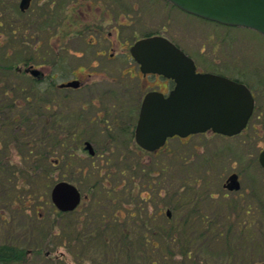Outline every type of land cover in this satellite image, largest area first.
Segmentation results:
<instances>
[{
  "label": "rangeland",
  "instance_id": "374dc122",
  "mask_svg": "<svg viewBox=\"0 0 264 264\" xmlns=\"http://www.w3.org/2000/svg\"><path fill=\"white\" fill-rule=\"evenodd\" d=\"M116 1L123 3L124 0ZM127 2L126 7L120 3L116 4L117 17L114 40L116 52L123 51L124 47L125 51L128 52L129 46L135 39L147 33L160 34L178 43L194 59L199 68H203L204 71H221L234 76L239 71L245 74L250 83L256 80L264 81V36L262 34L249 28L227 27L203 20L183 12L181 9L178 10L165 0H128ZM5 12L6 14L9 13L8 10H5ZM125 13H130V17L124 16ZM32 27L31 31L34 37L42 34L37 28L43 26L39 25L37 21H34ZM81 48L82 55L63 57V68H66L64 71L66 73L65 78L72 76L70 73L72 70L80 78H83L85 75L83 76V73L80 72L81 69L85 71L90 68L89 66L96 64L93 53L88 50L89 47L84 44V46L81 45ZM1 62L2 54L0 52ZM101 65L102 67L114 66L116 69L127 65L136 66L133 60L125 61L124 58L122 60H105L101 62ZM96 77L99 76H94V78ZM14 79L15 76L12 72L0 70L1 87L4 83H13ZM9 91L11 96L8 98L5 95L3 105L6 106V109L11 107L15 112L17 108L14 107L13 101L19 100L21 95L18 90L16 92ZM64 93L68 94L63 97ZM18 95L20 96L18 97ZM56 95L54 101L66 105H71L76 101L72 100V97H79L76 92H70L69 90H62L57 92ZM53 109V112L55 109L58 111L55 116L60 119L53 118L57 119V122H53L51 118L48 123H53L54 128L60 132V134L56 132L57 135L68 141L67 147L68 145L71 146L73 140L69 130H79L80 121L78 119H67L61 114L60 107L57 105L53 106ZM31 112L29 111V113ZM8 115L9 112H6L5 117H8ZM2 117L1 115L0 121H2ZM20 118L28 124L24 128V132H26L27 126L33 125L32 120L28 116H20ZM128 120L125 118L120 124L128 122ZM135 120L136 114L131 122L134 124ZM37 123L35 127H37ZM114 127L110 131H101V127L91 128L94 129L91 132L95 136L84 137L92 140L96 151L93 157L80 148L83 138L77 142L79 150L73 152L71 148L70 152L72 154H70L66 151L67 149L62 151L57 146L53 149L50 148V145L43 147V142H38L36 146L32 147L23 145L25 141L35 140L36 138L32 139L33 137H30V134L22 138L16 129H4L7 131L3 130V161L18 162L17 169L19 172L18 178H16L17 176L13 177L11 175L12 166L4 163V182L10 195L18 198L19 212L14 216V222H12L18 223L17 226L8 225L5 227L0 223V240L3 242H35L37 244L17 245H23L25 249H40V255L36 254L34 259L42 257L44 255L42 253L45 251L52 252L50 255L52 264H109L111 261H118V264H124L127 261L129 264H226L228 262L226 256H228L229 246H232L231 251L234 254V245L239 244L236 231L223 234L216 232L211 236V239L198 237L197 234L191 233V223L198 227L200 217H194L192 220L189 216L188 199L190 192L198 194L203 186L202 183L192 186L194 185V179L200 181L207 179L204 174L207 169L202 168L203 163L206 161L223 162L225 164L217 165V167H223L212 169L213 173L211 175L207 174L210 177L209 179H212L215 189L220 190L219 186H221L226 171L230 167L227 160H229V157L231 159L235 157L233 152L237 151L238 137L225 139L220 134L207 133L206 136L197 135L187 140L172 138L163 152L158 156H150L135 152L133 134H130L129 129L124 132H113L118 128L116 124ZM15 137H20L17 147L15 145L16 151L12 147V140ZM47 140L53 145L49 138ZM230 151L234 156L230 155ZM65 156H67L66 161L69 163L67 166H65L66 161L63 163ZM146 163L148 166L145 165ZM160 168L164 169L162 176L161 173L160 176L154 173ZM126 169L131 174L135 189L139 188V195L135 196V199L141 201L144 205L143 208H139V213L142 212L143 218L147 221V227L151 228V230H147L149 240L153 242L154 239H159V242L155 241L159 245L155 248H152L149 243L136 244V247L133 246L128 249L122 246L126 250L125 252L122 249L114 250L116 247L111 244V241H108L107 248H103L106 244L84 242L83 237H80L81 239L76 238V235L71 232L76 231L74 228L69 233H65L63 220L57 214H53L50 222L46 225L43 222L39 225V222L37 223L35 220L33 221L35 223L29 221V219H33L32 216L22 213L24 208L29 212L33 203L36 205L41 202L42 211L40 212L47 215L48 212L43 207L44 193H49L51 187L59 180L67 179L82 191L94 194L95 192L92 189L94 182H96L97 191L101 187L102 181L107 182L109 179L118 177L124 179ZM189 170L190 174L188 173ZM148 171L153 172V175H149ZM97 176L100 178L97 179ZM143 176L146 177L147 183L139 187ZM203 193L204 190L200 194L203 195ZM39 197L40 201L38 200ZM104 198L106 199L105 194L96 192L88 200L90 202L86 203L84 211L80 212L81 215L88 217L89 221H99L101 216L95 214L97 212L102 214L110 208L94 206L99 209L96 212L93 211V208H90V205H97V200L101 201L98 203L99 205H104L107 203ZM91 201L94 202L91 203ZM168 209L171 213L170 218L166 213ZM108 211L111 212V210ZM187 218L188 222L182 225V222ZM196 219L197 222H195ZM11 220L12 218L8 217V222ZM157 224H161L162 228L157 227L156 229ZM25 225L26 227L23 229H18ZM104 226L102 227V224L96 225L98 230L95 233L102 236V231L106 228ZM183 229L187 230L185 236L183 233H179L177 238H169L170 235L175 234L176 236V232ZM12 230L13 232H10ZM137 231L143 232L139 227H134L131 233H134L135 240L139 239ZM154 232L157 235H153ZM109 233L110 237L122 239L120 231L119 233L115 232L116 235L114 236L111 232ZM105 236L109 237L108 233H105ZM187 236L188 239H186ZM45 242L47 244H44ZM71 244H74V246H71ZM141 249H144L146 255L138 251ZM62 252L63 255H60L59 253ZM228 258L229 264H232L233 257L229 256ZM43 263L42 261L39 262V264Z\"/></svg>",
  "mask_w": 264,
  "mask_h": 264
},
{
  "label": "flooded vegetation",
  "instance_id": "af4514ba",
  "mask_svg": "<svg viewBox=\"0 0 264 264\" xmlns=\"http://www.w3.org/2000/svg\"><path fill=\"white\" fill-rule=\"evenodd\" d=\"M22 1L0 0V52L2 54L0 70L12 72L15 76L13 83L8 84V88L12 85L14 92L18 90L21 95H18V97L20 96L19 100L13 101L17 108L14 112L17 119L20 116H28L34 122L36 121L38 124L40 122V125L41 122L47 124L51 118H59L55 116L58 111L55 109L53 112V106H59L61 114L67 119L80 121L79 130L71 129L69 133L83 138L80 148L91 157L96 154L95 148L92 140L84 137L95 136L91 131L96 127H101V131H110L116 124L118 128L113 132H124L129 129L130 134H133L135 152L150 156H158L163 152L172 138L187 140L197 135L206 136L207 133H212L206 131L190 134L184 138L174 136L154 152L146 151L135 142L134 131L144 96L150 91H157L166 96L174 87L175 82L162 74L143 73L140 65L132 59L130 51L128 50L129 53L125 51V47L123 51L116 52L114 48L116 4L120 3L126 7L128 0L122 1L123 3L116 0H27L28 5L23 10L21 9ZM5 10H8L9 13L6 14ZM125 15L127 18L130 17V13H125ZM34 21L43 26L37 28L42 34L35 35V37L31 31ZM84 44L93 53L96 64L89 66L90 68L85 71L81 69L80 72L83 73V76L85 75L83 78H80L73 70L70 72L72 76L65 78L66 68H63V57L82 55L81 45L84 46ZM122 58L125 61L133 60L136 66L127 65L116 69L114 66L102 67L101 65V62L105 60H122ZM32 70H37L39 75L32 73ZM197 71L214 72L246 85L253 96V110L241 132L233 136L222 135L225 139L238 137V140L237 151L233 152L234 159L229 157L227 160L230 167L219 186L220 190L215 189L213 181L209 179L208 175L213 173L212 169L222 168L223 166L217 167V165L224 164L223 162H204L202 168L207 169L204 173L207 179L204 181L194 179L192 186L200 183L203 186L198 194L190 192L189 195V216L192 220L194 217H200L199 226L191 223L190 232L197 234L198 237L211 239V236L216 232L223 234L236 231L239 244L234 245L236 251L234 254L231 251L232 246H229L226 264L230 263L229 256L233 257L232 264H264V155L261 156L264 153V81L256 80L250 83L245 74L239 71L234 76L221 71H204L198 65ZM94 76L99 77L94 78ZM74 80L78 81L76 86L65 85ZM134 85L137 87L135 88ZM62 90L76 92L79 97H72L71 99L76 101L71 105L54 101V99L56 100L55 96L60 95H56V93ZM67 94L64 93L63 97ZM29 111L32 112L29 113ZM135 114L136 120L133 124L131 121ZM125 118L129 119L128 122L120 124ZM1 126L2 122L0 121V223L5 227L8 225L17 226L18 223L12 222H14V216L19 212L18 198L8 192L3 175L5 174L4 163H6L12 166L11 175L18 178V162L3 161L4 138ZM36 130L37 127L33 130L32 139L38 138ZM20 137H15L12 140L14 151H16L15 145L17 147ZM42 142L45 147L46 144L44 141ZM86 142L90 143L94 151L93 154L89 153ZM76 150H79V145L72 151ZM66 151L72 154L71 149ZM229 153L234 156L231 151ZM66 160L67 156L63 158V162ZM67 165L69 163L66 161L65 166ZM145 165L148 166L147 163ZM163 171L164 169L160 168L154 173L159 176L161 173L162 176ZM188 173L190 174V170ZM148 174L153 175V172L148 171ZM99 178L97 176V179ZM62 180L74 184L67 179ZM145 183H147V179L143 176L139 187ZM77 189L80 193V202L71 211L56 209L52 203L50 189L49 193L45 192L43 197V207L48 212L47 215L40 212L42 211L41 202L36 205L33 203L29 212L24 208L22 213L32 216L33 219H29V221L35 223L33 222L35 220L37 223L39 222V225L42 222L46 225L50 222L52 215L57 214L63 220L65 233H69L73 228L79 232H83V230L97 231L96 225L100 224L102 227L105 225L104 229L118 230L116 231L118 233L124 231L129 236L134 227L147 230V221L143 218L142 212L139 213V208H143L144 205L135 199V196L139 195V188L135 189L131 174L127 169L124 179L118 177L109 179L107 182L102 181L101 187L97 191L96 182L92 184L95 193L101 192L106 195L104 200L107 203L99 205L98 203L101 201L97 200V205L91 204L90 208L97 212L99 209L94 206L102 208L106 206L110 208L108 210H111V212L105 210L106 212H102V214L97 212L95 215L101 216L99 221H89L88 217H83L80 213L84 211L86 203L90 202L88 200L95 193L84 192L79 187ZM202 190H204L203 195L200 194ZM38 200H41L40 197ZM93 202L91 201V203ZM166 213L168 217L171 215L169 209ZM8 217L12 218L11 223L8 222ZM161 226V224H157L156 229L157 227L162 228ZM24 227L26 225L18 229ZM0 244L37 243L3 242L0 240ZM21 247L24 248L23 245ZM35 249H25L28 257L34 258L36 254L40 255V249L37 251ZM42 254L50 257L52 252L45 251ZM59 254L63 255V252Z\"/></svg>",
  "mask_w": 264,
  "mask_h": 264
},
{
  "label": "water",
  "instance_id": "95a60500",
  "mask_svg": "<svg viewBox=\"0 0 264 264\" xmlns=\"http://www.w3.org/2000/svg\"><path fill=\"white\" fill-rule=\"evenodd\" d=\"M167 1L200 18L251 28L264 35V0ZM27 5L23 0L21 9ZM130 53L143 73L162 74L175 82L166 96L150 91L142 100L134 136L143 149L155 151L173 136L186 137L208 130L231 136L245 127L253 110V97L243 83L220 74L197 72L193 59L162 35L136 40ZM32 73L39 75L37 70ZM77 83L74 80L65 85ZM85 144L93 154L90 143ZM51 197L62 211L73 210L80 202L79 190L66 181L53 186Z\"/></svg>",
  "mask_w": 264,
  "mask_h": 264
},
{
  "label": "trees",
  "instance_id": "16d2710c",
  "mask_svg": "<svg viewBox=\"0 0 264 264\" xmlns=\"http://www.w3.org/2000/svg\"><path fill=\"white\" fill-rule=\"evenodd\" d=\"M174 7V6H173ZM151 35V33H147L144 36H148ZM169 38V37H168ZM170 39V38H169ZM172 42H174L175 44H177L174 40L170 39ZM178 45V44H177ZM15 91L14 88L12 87V85L8 88V83H4V86L1 87L0 86V117L1 115L2 117V126L1 128L4 130L6 128H14L16 129V131L19 132V134L21 135V137H27V134H30V137L34 135V131L36 129L35 125L36 122H34L33 120L31 121V123L33 125H31L30 127L27 126V130L26 132H24V128L26 127V124L24 122V119H17L14 113V110L11 107H8L9 109H6V106L3 105V99H5V95L8 96V98L11 96L10 91ZM15 107V106H14ZM7 110V111H6ZM6 112H9L8 117H5ZM20 116V115H19ZM53 122H57V119H53ZM18 129V130H17ZM23 130V131H22ZM37 139L35 140H31L28 143H24L23 145H28V146H36L38 144V142H42L44 141L45 147H47L48 145H50V148L53 149L55 146H57V148H59L60 150H64L67 148V143L68 141H66V139L63 137L61 138V136L59 137L57 135L56 132H59L56 130V128H54L53 123L49 124V123H45V122H41V125L39 126V124L37 123ZM60 134V132H59ZM69 134V133H68ZM71 138L73 140L72 144H76L79 141L80 136H75L72 133H70ZM47 138H49V140L51 141V143H53V145L50 144V142H48ZM30 139V138H29ZM44 147V146H43ZM61 151V152H62ZM188 222V218L186 220H184L182 222V225H184V223ZM86 228V227H84ZM143 232L141 231H137L139 234V239L135 240L134 239V233L130 234V236L124 232L121 231V235H122V239H117L114 237H110V233H112V235H116L115 234V230H110L109 228L107 229H103V233L102 236L101 234L95 233V231H88V230H83V232H79V231H71L73 234L76 235V238L81 239L80 237H83L82 240H84V242L88 241V242H92V243H98V244H106L104 247H108V241H111V244H114L116 247L114 250L116 249H128V248H132L133 246L136 247V244H147L149 243V245H151L152 248H155L157 245V242H159V239H154V241H150L149 240V234L147 230H151L150 228L147 227V230L145 228L142 229ZM179 231V230H178ZM176 232V236L175 234L172 236L170 235L169 238H177V235L180 233H183V235L185 236L186 233V229H183L179 232ZM76 232V233H75ZM132 232V231H131ZM136 232V233H137ZM105 233H108V236H105ZM153 235H157L155 232L153 233ZM166 235V233H165ZM186 239H188V236L186 237ZM122 246L124 248H122ZM105 248V250H106ZM104 250V251H105ZM126 252V250H124ZM140 251L142 254L144 253V255H146V252H144V249L138 250ZM129 256V254H128ZM51 257V256H50ZM49 256H46L45 254L42 255V257H40L39 259H34L31 257H28V255L25 252V248H22L20 245L14 244H0V264H39L40 261L44 262L43 264H52V260ZM118 261H111V263L109 264H118ZM129 264V262H124V264ZM154 264V263H152Z\"/></svg>",
  "mask_w": 264,
  "mask_h": 264
},
{
  "label": "bare ground",
  "instance_id": "6f19581e",
  "mask_svg": "<svg viewBox=\"0 0 264 264\" xmlns=\"http://www.w3.org/2000/svg\"><path fill=\"white\" fill-rule=\"evenodd\" d=\"M75 136H78V135H75ZM81 139H82V137L80 136L79 141H80ZM77 144H78V143H76V144H72L71 146L68 145V147H67L66 149H69V150H70V149L72 148V150H74V149L76 148ZM74 145H75V146H74ZM56 161H57V160H56ZM56 161H55V162H56ZM63 163H64V162H63ZM59 181H61V180H59ZM59 181H57V182H59ZM62 181H64V180H62ZM57 182H55V184H56ZM55 184H54V185H55ZM54 185H53V186H54ZM53 186H52V188H53ZM52 188H51V190H52ZM51 198H52V197H51ZM52 203H53V205L56 207L57 210L62 211V210L58 209V207L54 204L53 201H52ZM68 211H71V210H68Z\"/></svg>",
  "mask_w": 264,
  "mask_h": 264
}]
</instances>
